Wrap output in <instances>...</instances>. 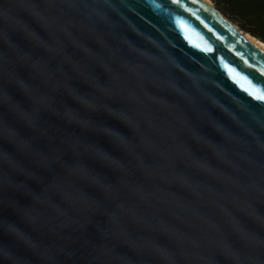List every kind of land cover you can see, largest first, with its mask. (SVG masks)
Listing matches in <instances>:
<instances>
[{"label":"water","instance_id":"water-1","mask_svg":"<svg viewBox=\"0 0 264 264\" xmlns=\"http://www.w3.org/2000/svg\"><path fill=\"white\" fill-rule=\"evenodd\" d=\"M183 2L0 0V264H264V50Z\"/></svg>","mask_w":264,"mask_h":264},{"label":"trees","instance_id":"trees-1","mask_svg":"<svg viewBox=\"0 0 264 264\" xmlns=\"http://www.w3.org/2000/svg\"><path fill=\"white\" fill-rule=\"evenodd\" d=\"M243 31L264 42V0H213Z\"/></svg>","mask_w":264,"mask_h":264},{"label":"snow or ice","instance_id":"snow-or-ice-1","mask_svg":"<svg viewBox=\"0 0 264 264\" xmlns=\"http://www.w3.org/2000/svg\"><path fill=\"white\" fill-rule=\"evenodd\" d=\"M172 2L174 3V4H178V5H180V6H184L185 4H184V2H183V0H172ZM192 2L193 3H196L197 2V0H192ZM187 10V9H186ZM198 18V17H197ZM178 24H180V20H179V18H178ZM201 51H204L205 52V54L207 55V54H210L211 52H212V49L211 48H208V49H206V50H204V49H201ZM247 63V62H246ZM260 75L261 76H264V72H261L260 73ZM248 95H250L254 100H256V101H258V102H261V103H264V91H260L259 89H258V87L257 86H253L251 89H248V88H245V89H243Z\"/></svg>","mask_w":264,"mask_h":264},{"label":"bare ground","instance_id":"bare-ground-1","mask_svg":"<svg viewBox=\"0 0 264 264\" xmlns=\"http://www.w3.org/2000/svg\"><path fill=\"white\" fill-rule=\"evenodd\" d=\"M206 1H208L211 4H213V2L211 0H206ZM247 36L249 38H251L253 41H255L256 44H258V46H260L264 50V42L262 40L258 39L257 37H255V36H253V35H251L249 33H247Z\"/></svg>","mask_w":264,"mask_h":264},{"label":"rangeland","instance_id":"rangeland-1","mask_svg":"<svg viewBox=\"0 0 264 264\" xmlns=\"http://www.w3.org/2000/svg\"><path fill=\"white\" fill-rule=\"evenodd\" d=\"M213 2V4L217 7V5L215 4V2L213 0H211ZM223 14L235 25H237V23L231 18L229 17L226 13L223 12ZM238 26V25H237Z\"/></svg>","mask_w":264,"mask_h":264}]
</instances>
